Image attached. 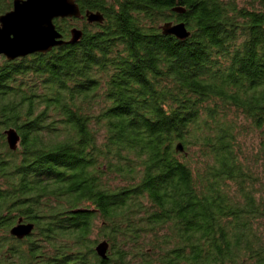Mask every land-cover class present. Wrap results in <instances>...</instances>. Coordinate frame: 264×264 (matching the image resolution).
<instances>
[{
    "label": "trees",
    "instance_id": "1",
    "mask_svg": "<svg viewBox=\"0 0 264 264\" xmlns=\"http://www.w3.org/2000/svg\"><path fill=\"white\" fill-rule=\"evenodd\" d=\"M77 3L105 22L0 58V264H264V0Z\"/></svg>",
    "mask_w": 264,
    "mask_h": 264
},
{
    "label": "water",
    "instance_id": "2",
    "mask_svg": "<svg viewBox=\"0 0 264 264\" xmlns=\"http://www.w3.org/2000/svg\"><path fill=\"white\" fill-rule=\"evenodd\" d=\"M173 11L179 15L186 12L184 8H175ZM67 19H85L90 25H102L105 22L100 12L87 11L82 14L77 0H14L12 10L0 16V56L8 62H14L35 54H48L64 45H76L82 40L83 31L74 28L70 39L65 40L55 24L56 20ZM159 29L163 36L180 41L191 37L185 23L166 22ZM5 134L9 148L16 151L20 143L18 133L8 130ZM177 151L184 152L182 144L177 146ZM33 230V225L20 221L11 230V235L23 240ZM108 250L106 242L96 248L102 259L107 258Z\"/></svg>",
    "mask_w": 264,
    "mask_h": 264
},
{
    "label": "rangeland",
    "instance_id": "3",
    "mask_svg": "<svg viewBox=\"0 0 264 264\" xmlns=\"http://www.w3.org/2000/svg\"><path fill=\"white\" fill-rule=\"evenodd\" d=\"M72 24H73V26L75 27V28H79V29H83L84 28V23L81 21V22H79V23H75V22H72ZM74 29V28H73ZM5 58V57H4ZM6 59V58H5ZM2 63V61L0 60V64ZM245 142H246V144H247V146H248V148H252V145L254 144V145H257V142H259V140L256 138V137H249V138H247L246 140H245Z\"/></svg>",
    "mask_w": 264,
    "mask_h": 264
},
{
    "label": "flooded vegetation",
    "instance_id": "4",
    "mask_svg": "<svg viewBox=\"0 0 264 264\" xmlns=\"http://www.w3.org/2000/svg\"><path fill=\"white\" fill-rule=\"evenodd\" d=\"M1 57H3V56H0V58ZM8 130H4L1 134H0V143H2L3 142V139H5V141H6V143H7V145H8V141H7V136H6V132H7ZM17 132V131H16ZM18 147H19V145H18Z\"/></svg>",
    "mask_w": 264,
    "mask_h": 264
}]
</instances>
